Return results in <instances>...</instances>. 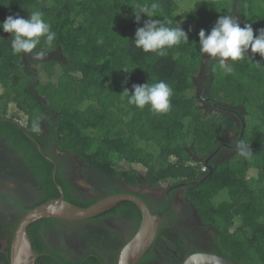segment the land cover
<instances>
[{
  "label": "trees",
  "instance_id": "trees-1",
  "mask_svg": "<svg viewBox=\"0 0 264 264\" xmlns=\"http://www.w3.org/2000/svg\"><path fill=\"white\" fill-rule=\"evenodd\" d=\"M153 2L160 5L157 15L141 14L136 23L133 13ZM36 10L56 33L52 45L41 38L33 50L44 52L42 58L13 54L11 34L0 29V137L25 161L34 156L30 170L46 188L43 200L29 209L58 199L56 184L70 204L86 208L97 202L69 197L58 172L53 182V166L37 149L44 151L51 142L59 153L82 161L95 179L105 177L113 191L110 180L150 189L185 185L184 197L216 256L234 264H264V58L249 53L229 61L231 73L207 60V95L201 98L219 111L203 108L194 84L205 59L198 32L207 34L219 16L232 15L240 27L250 24L255 36L264 29V0H0V23L8 16L27 19ZM148 19L179 25L188 42L167 49L165 56L143 52L132 40ZM28 60L35 70L26 66ZM159 81L172 88L166 113L130 105L122 93L127 88L131 95L133 84ZM237 109L243 110L242 142L252 152L248 157L224 141L240 130L226 111ZM252 111L258 120L255 131L244 126ZM121 206L132 207L128 202ZM47 221L27 229L34 252L33 231ZM11 237L0 264H9ZM171 246L181 248L176 241Z\"/></svg>",
  "mask_w": 264,
  "mask_h": 264
},
{
  "label": "flooded vegetation",
  "instance_id": "flooded-vegetation-1",
  "mask_svg": "<svg viewBox=\"0 0 264 264\" xmlns=\"http://www.w3.org/2000/svg\"><path fill=\"white\" fill-rule=\"evenodd\" d=\"M48 56L50 54L45 57ZM55 57L58 58L59 55ZM29 58L32 59L31 56ZM25 64L28 67L32 61L30 63L28 60ZM209 67L206 61L203 62L194 84L203 108L208 112L219 111L220 109L207 104L209 99L201 98L202 95H207L203 83L208 79ZM226 111L240 130L226 135L224 141L236 145L237 141L242 142L243 110ZM45 125L47 123L43 127L47 136ZM43 142L48 143L46 138ZM235 145L231 149L237 151ZM37 149L44 162L53 166L55 176L58 172L59 178L68 186L67 195L73 200L88 203L113 195H131L141 199L153 216H166L154 244L137 264H184L195 254L216 255L209 234L193 206L184 197L187 188L185 185L161 184L150 189L146 185L128 187L110 180V183L116 186L117 191H113L112 188L106 187L105 177L94 175L97 176L95 179L91 176L93 174L89 173L91 170L82 161L72 155L59 153L51 142L45 152L41 151L39 146ZM213 157L211 155L204 164L206 165ZM30 159H34V156L31 155L25 161L24 155L15 152L6 144L5 139L0 137V235L4 236L0 238V242L6 247L7 237L13 236L11 229L18 225L30 207L43 200L46 192V188L30 170L34 165ZM208 170L210 171L209 167ZM52 180L55 182L53 172ZM82 184L90 190L81 188ZM58 192L59 197L63 196L65 199L63 190L61 189V193L59 190ZM122 203L90 220L50 219L47 224L37 226L33 231L35 245L38 248V252H35L38 255L35 264H87V262L118 264L122 249L135 237L142 219L141 212L135 204L128 202L132 207L123 210L120 208ZM170 241L171 243L176 241L181 248L172 247ZM146 255L148 257L145 259Z\"/></svg>",
  "mask_w": 264,
  "mask_h": 264
},
{
  "label": "clouds",
  "instance_id": "clouds-1",
  "mask_svg": "<svg viewBox=\"0 0 264 264\" xmlns=\"http://www.w3.org/2000/svg\"><path fill=\"white\" fill-rule=\"evenodd\" d=\"M159 8L160 5L157 2L139 7V10L133 13L135 22H140L141 14L149 18L155 17ZM0 29L11 34L13 54H33L34 59H40L45 55L42 51L33 52L37 45L41 44V38H44V43L47 45H52L56 39V33L51 31L50 25L45 22L43 13L39 10L31 12L27 19L8 16L0 23ZM257 33L254 36L250 24L240 27L232 15H221L207 34L204 29L198 32L199 52L202 55L206 53L209 59L217 60L219 67L225 73H231L233 67L229 61L242 60L249 50L264 58V29H258ZM132 41L135 47L143 52L165 56L167 49L182 42H188V36L179 25L168 27L165 21L148 19L142 27L136 29ZM122 93L127 97L128 104L137 108L143 109L149 106L150 110L156 114L166 113L170 109L172 88L164 81L153 84L147 82L133 84L131 95L127 88ZM34 127L39 130L38 124ZM235 147L244 157L252 154L249 146L241 141H237Z\"/></svg>",
  "mask_w": 264,
  "mask_h": 264
},
{
  "label": "water",
  "instance_id": "water-1",
  "mask_svg": "<svg viewBox=\"0 0 264 264\" xmlns=\"http://www.w3.org/2000/svg\"><path fill=\"white\" fill-rule=\"evenodd\" d=\"M40 150V149H39ZM55 180V170L53 171ZM61 193V188L56 184ZM122 202L135 204L141 212V223L135 237L122 249L118 264H137L152 247L166 216H153L145 203L131 195H113L82 208L66 202L63 196L28 209L16 226L9 245V264H35L38 255L33 251L27 229L30 225L47 219L86 221L115 208ZM184 264H234L210 254H195Z\"/></svg>",
  "mask_w": 264,
  "mask_h": 264
},
{
  "label": "rangeland",
  "instance_id": "rangeland-1",
  "mask_svg": "<svg viewBox=\"0 0 264 264\" xmlns=\"http://www.w3.org/2000/svg\"><path fill=\"white\" fill-rule=\"evenodd\" d=\"M55 53H57V52H55ZM55 53H53V55L55 54ZM249 53H251V51L249 50L246 54H249ZM206 56H207V54H206ZM205 56V59H204V62L206 61L207 62V57ZM33 65L32 64H28V68H33L32 67ZM36 69V68H35ZM41 76V75H40ZM42 81H43V79H42ZM244 122H245V127H247V130H251V131H255L256 130V128H257V123H258V120H257V116H256V114L255 113H253V111L251 112V114L249 115V117H245L244 118ZM247 136V138H251L249 135H246ZM242 138H243V135H242ZM243 140V139H242ZM244 143V142H243ZM83 187H85V189H87V190H90V188L89 187H87V186H84L83 184L81 185V188H83ZM5 244L3 243V242H0V253H3L4 252V249H5Z\"/></svg>",
  "mask_w": 264,
  "mask_h": 264
}]
</instances>
